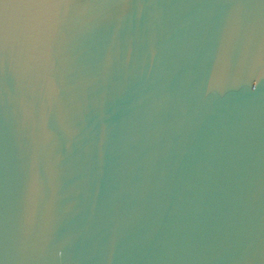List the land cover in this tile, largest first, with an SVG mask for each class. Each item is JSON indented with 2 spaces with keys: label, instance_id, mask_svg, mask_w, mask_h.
<instances>
[{
  "label": "water",
  "instance_id": "1",
  "mask_svg": "<svg viewBox=\"0 0 264 264\" xmlns=\"http://www.w3.org/2000/svg\"><path fill=\"white\" fill-rule=\"evenodd\" d=\"M0 264H264V0H0Z\"/></svg>",
  "mask_w": 264,
  "mask_h": 264
}]
</instances>
